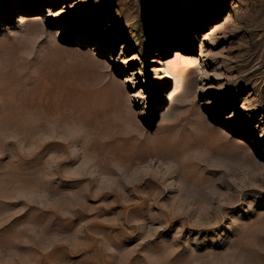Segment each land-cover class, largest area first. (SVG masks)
<instances>
[{"label": "rangeland", "instance_id": "rangeland-1", "mask_svg": "<svg viewBox=\"0 0 264 264\" xmlns=\"http://www.w3.org/2000/svg\"><path fill=\"white\" fill-rule=\"evenodd\" d=\"M0 264H264V0H0Z\"/></svg>", "mask_w": 264, "mask_h": 264}, {"label": "bare ground", "instance_id": "bare-ground-1", "mask_svg": "<svg viewBox=\"0 0 264 264\" xmlns=\"http://www.w3.org/2000/svg\"><path fill=\"white\" fill-rule=\"evenodd\" d=\"M33 18H35L34 20H39V19H38L39 17H33ZM36 18H37V19H36ZM159 62H162V61L160 60ZM160 68H161V67H160Z\"/></svg>", "mask_w": 264, "mask_h": 264}]
</instances>
